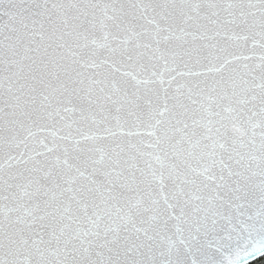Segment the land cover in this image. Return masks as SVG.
Listing matches in <instances>:
<instances>
[{
    "label": "snow or ice",
    "instance_id": "snow-or-ice-1",
    "mask_svg": "<svg viewBox=\"0 0 264 264\" xmlns=\"http://www.w3.org/2000/svg\"><path fill=\"white\" fill-rule=\"evenodd\" d=\"M0 264H264V0H0Z\"/></svg>",
    "mask_w": 264,
    "mask_h": 264
}]
</instances>
